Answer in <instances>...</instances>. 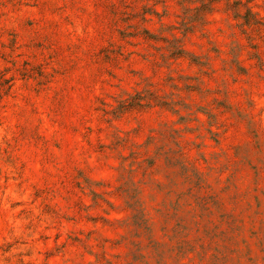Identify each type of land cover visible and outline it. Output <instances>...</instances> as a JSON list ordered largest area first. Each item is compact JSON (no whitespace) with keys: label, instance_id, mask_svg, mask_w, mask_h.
<instances>
[{"label":"rangeland","instance_id":"1","mask_svg":"<svg viewBox=\"0 0 264 264\" xmlns=\"http://www.w3.org/2000/svg\"><path fill=\"white\" fill-rule=\"evenodd\" d=\"M0 264H264V0H0Z\"/></svg>","mask_w":264,"mask_h":264}]
</instances>
